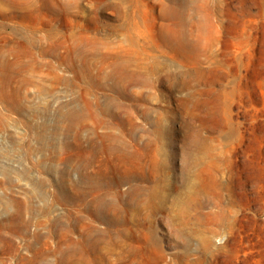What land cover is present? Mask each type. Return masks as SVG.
Listing matches in <instances>:
<instances>
[{
    "label": "rangeland",
    "instance_id": "rangeland-1",
    "mask_svg": "<svg viewBox=\"0 0 264 264\" xmlns=\"http://www.w3.org/2000/svg\"><path fill=\"white\" fill-rule=\"evenodd\" d=\"M123 12L147 34L137 47ZM79 50L93 66L78 80ZM117 57L157 67L153 85L127 91L125 136L89 105L115 95L102 85ZM95 133L162 137L177 153L175 181L158 172L128 226L78 186ZM173 181L178 192L158 190ZM0 264H264V0H0Z\"/></svg>",
    "mask_w": 264,
    "mask_h": 264
},
{
    "label": "bare ground",
    "instance_id": "bare-ground-1",
    "mask_svg": "<svg viewBox=\"0 0 264 264\" xmlns=\"http://www.w3.org/2000/svg\"><path fill=\"white\" fill-rule=\"evenodd\" d=\"M137 11L139 12V7H137ZM121 17L129 42L132 46L137 47L139 43L137 38H135L136 35L140 36L141 39L147 38L138 15L123 12ZM179 30L176 26H173L174 33L175 31L177 33ZM71 57L69 61H71V65L77 75L76 79L79 80L82 74L92 76L93 65L90 59L91 56L89 57L86 51L79 50ZM77 61L82 63L81 67L76 66ZM132 62L130 58L117 57L116 62H112L114 65L113 74L103 77L105 81H112V85H102L104 88L108 87L114 90L115 95L109 99L105 107L99 102L89 103L90 107L96 110V112L94 111L93 118L99 124L118 125L123 133L122 136L126 135L122 127L125 124L123 118L125 116L130 118L136 106L127 96L128 89L132 86L145 87L153 85L152 76L156 73L157 68L155 65L142 67L138 63V70H134L131 68ZM17 65L22 66L21 64ZM16 72L20 76L27 75L20 68ZM104 117L108 118V122L104 120ZM127 122L131 124L132 119H128ZM133 128L135 130V126ZM158 132L162 136H165L164 138L166 139H169L172 134L169 127L161 128ZM133 135L134 139L125 141L122 137L111 133L103 137L95 133V136L88 140L87 144L82 146L78 151V172L80 176L85 178L78 186L83 189L87 183L91 188V193L95 196L94 203L97 213H100L105 219L112 220L117 225L124 226H128L132 221L133 212L136 211L138 203L142 199L145 201L149 200L148 195L150 190H153L152 192L156 191L159 180L158 172L172 174L175 181L174 169L165 167L166 161L171 162L177 155L174 148L172 149L171 143L163 142L161 140L162 137H158L142 145L135 139V135ZM186 156L183 161V169L186 174L185 179L188 180L187 173L191 159L189 154H186ZM93 168H97V170L89 176L86 175L87 171ZM174 181L173 185H169L168 190L166 188L160 189L159 187L158 190L165 193L167 197L171 196L173 193L178 192ZM129 183L135 184L126 192L122 190V186ZM146 184H150L151 186H147ZM85 201L86 198L83 197L78 202L83 204ZM160 209L166 210L164 207ZM152 212L154 213L155 210L153 209ZM175 220L172 216L168 217L169 226L172 228L171 231L174 235L178 236L180 229L177 227ZM151 234L154 235L155 233L152 232Z\"/></svg>",
    "mask_w": 264,
    "mask_h": 264
}]
</instances>
